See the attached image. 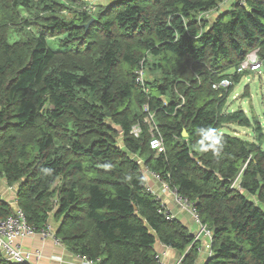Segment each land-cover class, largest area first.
<instances>
[{
  "label": "trees",
  "instance_id": "1",
  "mask_svg": "<svg viewBox=\"0 0 264 264\" xmlns=\"http://www.w3.org/2000/svg\"><path fill=\"white\" fill-rule=\"evenodd\" d=\"M224 1L108 0L94 12L0 0V174L18 185L30 225L54 220L62 243L97 264H156L157 242L183 253L193 235L148 192L147 169L211 229L206 264H264V131L255 121L252 142L223 130L253 125L244 110L224 108L252 72L236 71L248 54L257 50L264 65V0L219 8ZM141 61L146 92L136 82ZM227 78V88L213 87ZM149 113L161 154L150 147ZM201 128L222 137L218 155L200 150ZM17 208L0 194V220ZM0 264L29 263L0 252Z\"/></svg>",
  "mask_w": 264,
  "mask_h": 264
},
{
  "label": "built area",
  "instance_id": "2",
  "mask_svg": "<svg viewBox=\"0 0 264 264\" xmlns=\"http://www.w3.org/2000/svg\"><path fill=\"white\" fill-rule=\"evenodd\" d=\"M244 3V0H225L221 6L228 5L230 6L231 3ZM224 8V7H219ZM263 66L262 61L260 60L257 50L248 54V56L239 64L236 71L238 73H242L243 71L250 70L252 72L261 71ZM136 82L143 88V91L146 92V84H145V67L144 61H141L139 66L137 67L136 71ZM232 84L231 80L223 79L219 83L213 84V87L218 89L220 87L227 88ZM146 123L149 126V131L151 133L150 139V147L152 150L156 151L157 154H161L165 152V144L161 134L159 133V127L157 122L154 119V116L149 113L148 117L146 118ZM140 127L135 126L132 130V134L136 137L140 135ZM151 173L155 178L161 181L162 183V190L161 192H171L174 195L175 201L180 206L182 210H186L190 212V214L195 217L198 221V214L197 209L192 202H190L187 198L181 196L176 189H172L165 181L161 180L160 177L155 174L154 172H149L147 169L144 171V175L147 178V174ZM237 184L238 180L234 183V186ZM146 187L148 192L154 194L158 200L161 201L162 207L165 210L166 214L169 217H174L167 209L165 204L162 202V199L159 197V194L150 189L147 182ZM200 230L204 234L205 237H211L212 231L207 228L206 225L200 222ZM40 235L42 238L47 239L50 238L54 241L56 245H61L62 241L60 238L57 237L56 232L51 224L46 225L44 229L37 230L34 226L30 225L27 222L26 216L24 215L23 211L20 208L16 209V213L13 216L7 217L3 220H0V252L7 260L15 263H29L32 264V260L34 258L39 259L40 254L33 253L30 251H24L20 247L15 245V241L18 239H24L28 237H32L34 235ZM199 239V236L195 237V241ZM208 241V238H207ZM194 243V240H193ZM164 250L161 253H156V264H185L184 258L179 259L175 263H167L165 262L164 258L167 255L166 251L169 249V246L163 244ZM206 247L209 250L210 256L212 255V244L209 242ZM84 264H97L95 261H91L88 259H84Z\"/></svg>",
  "mask_w": 264,
  "mask_h": 264
},
{
  "label": "rangeland",
  "instance_id": "3",
  "mask_svg": "<svg viewBox=\"0 0 264 264\" xmlns=\"http://www.w3.org/2000/svg\"><path fill=\"white\" fill-rule=\"evenodd\" d=\"M59 1L67 5L69 9L72 11H79V10H84L85 8H88V7H91V8L94 7L93 10L94 12H96L97 6L102 3H105V1H108V0H59ZM227 7L228 6H224V9H226ZM71 14H73V12ZM16 39L17 38L15 37H11L10 41L14 42ZM53 40H50L48 42L50 47L53 48L54 50H60L61 48L59 47L58 43L55 40L54 41ZM243 72H247V71H243ZM147 74L148 73L145 68V74H144L145 79L147 78ZM150 77L151 76H149V78ZM239 109H242L245 111V113L251 119L253 125L251 127H241L237 124H229V125L224 126L223 128L224 132L237 135L245 140L257 142L258 136L254 129V124H255L254 122L255 121L260 122L262 125V129L264 131V65L262 66L261 71L247 73V75L243 77L240 83L235 84V86L233 87L232 92L230 93L227 99V103H226L224 110L227 112H232V111H236ZM118 141H119V145L123 146L122 137H119ZM262 141L263 143L261 146L264 149V138L262 139ZM235 186L237 187V184ZM17 187L16 185H13V186H10L9 184L7 185L5 182L0 180V189L5 188L4 191L1 192L0 194H2V196L4 198H7L8 200L12 199L11 197L13 194L17 195V191H18ZM149 188L152 189L150 186ZM13 207L17 208L16 206H13ZM198 218H199V221L194 217V220L198 225V232L193 235L194 243L192 242V244H190L188 247L190 250L193 247V245L196 244L198 245L197 250L200 256L202 253V255L204 256L207 255L210 257V253L206 245L209 242L212 244L213 233L211 237L203 236L204 234L201 232L200 225H199L201 222L199 215H198ZM207 228L211 230L209 227ZM196 236H199V239L197 241H195ZM207 238H208V241H207Z\"/></svg>",
  "mask_w": 264,
  "mask_h": 264
},
{
  "label": "crops",
  "instance_id": "4",
  "mask_svg": "<svg viewBox=\"0 0 264 264\" xmlns=\"http://www.w3.org/2000/svg\"><path fill=\"white\" fill-rule=\"evenodd\" d=\"M0 177V180L8 185L6 179L3 178L1 174ZM147 184L159 194V197L165 204L166 209L174 216V218L181 221L188 228L192 235L198 232V225L195 222L194 217L188 211H184L180 208V206L175 201L174 195L171 192H161L163 188L160 180L149 173L147 174ZM4 189H0V193L3 192ZM15 196L16 194L12 195L11 198L13 200H8L7 198H4L3 196L2 197L5 201H8L9 203L13 204V206L17 207ZM50 224L55 230L57 229L58 223H56L54 220L50 221ZM15 245L24 251L40 254V258H34L32 260V264H84L85 262L84 258L71 252V250H69L65 244L62 243L61 245H56L52 239H44L38 234L32 237L18 239L15 241ZM163 250V244H161V242H157L156 251L161 253ZM188 250L189 247L183 253H181L177 250L169 248L166 251L167 255L165 256L164 260L167 263H175L179 259L184 258ZM208 258L209 256H204L201 253V256L199 255L194 264H206Z\"/></svg>",
  "mask_w": 264,
  "mask_h": 264
},
{
  "label": "clouds",
  "instance_id": "5",
  "mask_svg": "<svg viewBox=\"0 0 264 264\" xmlns=\"http://www.w3.org/2000/svg\"><path fill=\"white\" fill-rule=\"evenodd\" d=\"M199 134L201 136L200 150L207 151L211 149L218 155L224 147L222 137L211 128H201Z\"/></svg>",
  "mask_w": 264,
  "mask_h": 264
},
{
  "label": "water",
  "instance_id": "6",
  "mask_svg": "<svg viewBox=\"0 0 264 264\" xmlns=\"http://www.w3.org/2000/svg\"><path fill=\"white\" fill-rule=\"evenodd\" d=\"M91 23V22H90ZM90 23H88L86 25V27H88L90 25ZM114 128H116L119 132L122 131L121 127L120 126H115L114 124L112 125ZM183 135L186 137L187 136V133L186 132H183Z\"/></svg>",
  "mask_w": 264,
  "mask_h": 264
}]
</instances>
